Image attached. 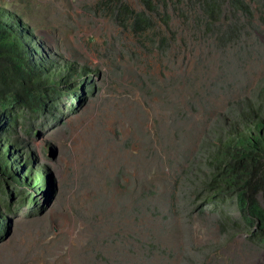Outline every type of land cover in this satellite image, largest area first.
<instances>
[{
	"label": "rangeland",
	"instance_id": "rangeland-1",
	"mask_svg": "<svg viewBox=\"0 0 264 264\" xmlns=\"http://www.w3.org/2000/svg\"><path fill=\"white\" fill-rule=\"evenodd\" d=\"M111 1L0 0L31 64L70 69L10 129L24 169L0 167V264H264L236 206L215 210L201 185L219 140L264 118V0L171 51L113 14L139 0Z\"/></svg>",
	"mask_w": 264,
	"mask_h": 264
},
{
	"label": "trees",
	"instance_id": "trees-1",
	"mask_svg": "<svg viewBox=\"0 0 264 264\" xmlns=\"http://www.w3.org/2000/svg\"><path fill=\"white\" fill-rule=\"evenodd\" d=\"M139 1L144 7L142 11L120 2L115 5L113 14L124 23L128 22L131 31L140 38L152 41L166 34L160 44L169 51L181 42L185 43L191 36L188 35L190 32L203 30L207 37L222 33V25L217 24L226 16V8L233 17H240V13L248 17L253 15L252 7L246 0ZM109 2H103V10L110 11L112 5ZM154 14L161 25L153 19ZM7 15L17 20L15 14L0 8V137H5L0 138V167L4 175L15 182H22L17 169L23 170L24 167L18 153L8 142L10 129L17 124L23 107L41 105L40 100L48 93L44 90L45 86L50 84L52 91L58 93L57 88L65 82L69 69L56 68L57 73L63 71L64 78L51 80L54 74L41 68L44 65L48 69L47 66L51 65L39 60L31 64L27 47L17 32L20 29ZM161 26L167 33L157 31ZM240 32L232 29L228 35L219 37L218 43L228 44ZM249 118L245 115L239 123L242 128L234 127L235 130L227 138L219 140L206 163L209 172L201 185L208 193L207 202L212 203L215 210L226 205L236 206L250 239L264 245V206L260 201V198L264 201V118L260 115L252 122ZM29 175L32 177L29 178V185L31 179L34 185L43 181L40 180L43 177L36 172Z\"/></svg>",
	"mask_w": 264,
	"mask_h": 264
},
{
	"label": "bare ground",
	"instance_id": "bare-ground-1",
	"mask_svg": "<svg viewBox=\"0 0 264 264\" xmlns=\"http://www.w3.org/2000/svg\"><path fill=\"white\" fill-rule=\"evenodd\" d=\"M18 22V21H17ZM19 23V22H18ZM20 24V23H19ZM70 70V69H69ZM11 152V151H10ZM19 163V162H18Z\"/></svg>",
	"mask_w": 264,
	"mask_h": 264
}]
</instances>
